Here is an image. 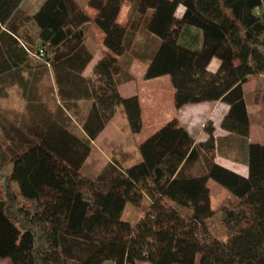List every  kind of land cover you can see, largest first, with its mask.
<instances>
[{"label": "trees", "instance_id": "obj_1", "mask_svg": "<svg viewBox=\"0 0 264 264\" xmlns=\"http://www.w3.org/2000/svg\"><path fill=\"white\" fill-rule=\"evenodd\" d=\"M23 2L0 0V75L21 68L19 46L28 56L40 43L41 68L52 71L65 109L31 103L15 121L0 112V260L196 264L202 249L222 264H264V146L249 141L244 89L264 76V0H88L95 18L77 0H45L32 16L23 13ZM94 25L111 54L86 75L95 56ZM189 29L199 33L192 42ZM129 51L146 61V81L171 78L178 110L206 102L230 107L223 129L238 141L236 157L247 155L248 178L217 163L223 143L213 122L204 126L208 139L198 143L176 118L140 145L134 165L112 160L95 178L83 174L93 143L119 109L133 134L143 130L140 98H125L116 79L118 57ZM11 80L7 74L0 83ZM254 106L264 129L261 83ZM211 181L237 200L213 209ZM145 202L139 224L123 219L127 205Z\"/></svg>", "mask_w": 264, "mask_h": 264}, {"label": "crops", "instance_id": "obj_2", "mask_svg": "<svg viewBox=\"0 0 264 264\" xmlns=\"http://www.w3.org/2000/svg\"><path fill=\"white\" fill-rule=\"evenodd\" d=\"M35 0H24L22 4V11L23 13L27 14L28 16L34 15L40 6L43 4L45 0H38V5L36 8H33L32 12H30L31 3ZM34 4V3H32ZM86 9L89 7H85ZM131 9V4L126 3L119 21L123 26L128 25L129 23V13ZM88 13L92 18H95L96 11L94 13H90L87 9ZM30 12V13H29ZM185 13V7L181 6L177 12V16L181 18ZM92 30V29H91ZM99 30V29H98ZM94 33L98 36L99 44L94 45L93 41H89V46L94 49L95 56L94 60L96 59L95 65L101 60L106 54H111L104 46V34L101 30L95 31L93 28ZM97 32V33H96ZM189 37L186 38V41H191V36L198 35L199 33L195 29L188 30ZM42 49L41 44L39 43L36 47V55L30 54L28 56L24 55V52L21 50V46H19V53L25 58V61H20V69H15L13 71H8L5 74H1L0 78L6 76L7 74H12L13 80L7 82L8 85L5 83L7 87H2V83H0V95L3 99L0 103V112H10V117L15 121L16 118L20 120L22 118L23 113L26 112L27 108H29V104L33 103V106L36 107H45L50 104L55 105V109L58 107L64 108L65 103L60 101L58 98L57 88L55 85L54 75L51 70H42L41 66L43 64L42 57L39 56L40 50ZM38 57V58H37ZM118 60L121 63V71L117 75L116 79L119 85V90L122 94L121 90L127 91V93L134 94L132 96H138L140 98L141 106H142V114L144 116V109H143V99L145 94H141L138 90V86L134 87L136 82L146 81L144 79L145 73L147 70V63L144 60L137 59L133 56L132 52L125 53L122 57H118ZM3 60H0L2 62ZM92 62V63H93ZM92 65V64H91ZM89 66L86 75H90L95 67ZM1 67V63H0ZM24 67H29L24 69ZM220 67V61L215 59L213 60L209 70L211 72H217ZM169 77V76H165ZM9 78V77H8ZM152 81V80H151ZM172 84V81H171ZM173 86V84H172ZM246 86H244L245 92ZM174 88V87H172ZM123 95V94H122ZM124 96V95H123ZM175 90L170 88V96L169 100L165 99L162 92H154L153 95L150 97V102L148 105L149 113L157 119V123L151 127V134L150 136L157 132L162 126L167 124L169 121L173 119H178L181 125L185 126L190 134L195 138V140L199 142H204L208 139V136L204 132V126L208 122H213L216 132L215 136L218 140L222 141L223 148L221 153L217 155V163L245 178L249 177V165H248V157L247 155L242 156V159L236 157L237 152L235 151V147H232V144L238 142L236 139L233 138V133L223 129V122L228 115L230 107L222 102H206L201 104H195V107L187 105L182 109L178 110L175 106L174 102ZM125 97V96H124ZM131 97V96H126ZM248 104V102H247ZM65 109V108H64ZM251 123H250V136L249 141L253 144H260L264 146V129L262 124V118L260 115V110L257 109L256 112L251 113V108L248 105ZM120 110V109H119ZM119 110L116 116L110 121L107 125L103 133L99 136V138L93 143V153L91 154L90 158L86 162L83 167L84 168L88 165L90 160L94 157L96 151L98 150V145L102 140V137L107 132L108 128L111 124L115 121L116 117L119 113ZM21 114V115H20ZM123 122H125V127L129 130L130 133L131 129L129 126V122L127 119L126 114L124 115ZM30 118V116H29ZM255 118V119H254ZM11 119V120H12ZM143 129L146 126L144 117H143ZM126 130H124L125 132ZM133 134V133H132ZM139 148L140 145L136 144ZM123 144H120L117 147V153L121 151ZM235 154V155H233ZM135 161H140L141 156L140 152L137 157H135ZM136 162V163H137ZM128 167V166H126Z\"/></svg>", "mask_w": 264, "mask_h": 264}, {"label": "rangeland", "instance_id": "obj_3", "mask_svg": "<svg viewBox=\"0 0 264 264\" xmlns=\"http://www.w3.org/2000/svg\"><path fill=\"white\" fill-rule=\"evenodd\" d=\"M38 0L33 1L31 3L30 12H32L33 8H36L38 5ZM77 2L83 6L88 7L87 3L88 0H77ZM90 13H94V10L91 8H87ZM29 12V13H30ZM93 28L95 31H99L98 28L94 25L92 26V37L91 41H93L94 45L99 44L98 36L94 33ZM97 33V32H96ZM96 63L95 61L92 63L91 67H94ZM261 83L264 86V76H262L258 80H251L247 86H246V100L248 102L249 107L251 108V113L256 112L257 108L254 106V95L255 90L257 88V84ZM138 86V90L141 94L144 95L143 99V109H144V120L146 123V126L142 130L140 134H132L129 132V130L124 126L125 122H123V118L125 117V110L124 108H121L119 110V113L115 119V121L111 124V126L108 128L107 132L102 137L101 142L99 143L98 150L96 151L94 157L88 165L84 168L82 171L84 175L89 177H96L103 168L112 160L119 161L123 166H132L137 161H135V157L139 155V148L136 146V144L141 145L149 136L151 132V127H153L157 123V119L154 118L153 115H151L148 110V105L150 102V97L153 95L154 92H162V95H164L165 99L169 100L170 96V88H172L171 84V78L170 77H161L158 79H154L152 81H140L136 82L135 86ZM122 94L126 96H132L134 94H128L127 91L121 90ZM0 100L3 101L1 95ZM0 101V103H1ZM190 107H195V104H191ZM195 105V106H194ZM255 119V118H254ZM124 130H126L124 132ZM123 144V147L119 153H117V147ZM140 147V146H139ZM209 186L211 188V196H212V207L213 209H218L221 204L226 199H233L237 200V198L233 195H231L224 187L219 185L215 181H211L209 183ZM148 208V202L143 203V205L139 208L134 207L132 205H127L125 212L123 214V219L125 221L130 222L133 226H136L139 224L141 219L143 218L146 210ZM0 264H12L9 259H1ZM140 264H146V263H140ZM196 264H222L220 262L214 261L212 259H209L205 257L202 253V249L199 250L198 256H197V263Z\"/></svg>", "mask_w": 264, "mask_h": 264}, {"label": "built area", "instance_id": "obj_4", "mask_svg": "<svg viewBox=\"0 0 264 264\" xmlns=\"http://www.w3.org/2000/svg\"><path fill=\"white\" fill-rule=\"evenodd\" d=\"M40 56L44 57V52L43 51H41Z\"/></svg>", "mask_w": 264, "mask_h": 264}]
</instances>
